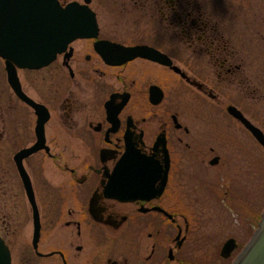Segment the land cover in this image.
Here are the masks:
<instances>
[{
  "label": "flooded vegetation",
  "instance_id": "1",
  "mask_svg": "<svg viewBox=\"0 0 264 264\" xmlns=\"http://www.w3.org/2000/svg\"><path fill=\"white\" fill-rule=\"evenodd\" d=\"M47 1L0 0V51L11 58L0 55V223L9 228L4 213L23 209L33 231L36 208L37 248L31 235L23 259L195 264L186 192L198 183L225 210L248 211L239 219L249 239L261 211L221 183L220 150L233 140L261 144L251 126L264 137V0H54L87 7L96 28L46 65L20 67L14 52ZM115 9L116 18L99 17ZM128 145L144 157L117 172ZM135 168L142 197H113L137 185ZM229 240L235 249L223 259ZM245 243L228 237L218 258L231 262Z\"/></svg>",
  "mask_w": 264,
  "mask_h": 264
},
{
  "label": "rangeland",
  "instance_id": "2",
  "mask_svg": "<svg viewBox=\"0 0 264 264\" xmlns=\"http://www.w3.org/2000/svg\"><path fill=\"white\" fill-rule=\"evenodd\" d=\"M118 10H113V14L107 16L105 10H101L99 17L105 23L110 17L114 18V13H117ZM261 77H264L263 74ZM177 104L182 107V100H177ZM207 145L216 147L217 144ZM221 148L224 164L221 183L229 185L228 180H230L233 184L231 188L234 199L241 201L250 198L249 201H254L256 213L258 214L264 208V150L259 144L250 142L242 144L237 140H233L231 144H221ZM180 156L183 158L189 157L184 154ZM194 172L195 169L191 168L186 173L194 175ZM193 179L196 181L199 179L200 181L198 176ZM189 182H192V180L190 179ZM188 188L191 190V192H186V200L191 205L189 214L192 217L196 216L198 228L195 230V237L197 233L199 234V240L190 245V247L193 246L191 254L188 253L190 259L195 260V264H230V260L222 262L218 258L219 249L228 237L236 238L240 244L248 241L244 224L242 225L239 219V214L247 215L249 214L248 211L241 209L242 206L233 207L231 212L225 210L222 203L216 201V196L208 193L206 186L202 183L189 185ZM4 215L6 216L4 220L9 222L10 227L4 228L0 223V234L3 235L8 244L11 264H26L28 262L29 264L30 262L32 264H50V262L44 260L23 259L30 246L32 235L30 214L23 209H18L15 212H5ZM13 221L16 222L15 228L13 227ZM113 258L119 262L121 260L117 256H113ZM136 262L137 258L134 256L128 264H137Z\"/></svg>",
  "mask_w": 264,
  "mask_h": 264
},
{
  "label": "water",
  "instance_id": "3",
  "mask_svg": "<svg viewBox=\"0 0 264 264\" xmlns=\"http://www.w3.org/2000/svg\"><path fill=\"white\" fill-rule=\"evenodd\" d=\"M44 7H46V11L45 9L42 11L41 18L32 21V31L27 36L28 39L30 38V41L27 40L25 46L21 44L22 49L14 52L20 67L37 69L46 65L55 51L64 49L70 41L85 36L90 29L96 28L94 15L87 7L68 5L65 8H60L55 4L54 0H48L46 5L44 4ZM0 55L6 60L11 59L8 51H0ZM155 61L164 65L169 64V60L156 51ZM251 131L261 143L260 145L264 148V137L262 134L253 126H251ZM35 148L36 147H33L27 150L25 155L35 151ZM141 157L144 156L136 153L128 145L125 154L119 161L117 172H123L124 170L122 168L129 164H139V158ZM19 170L22 174L23 181H25L28 186L27 178L21 166H19ZM131 173L129 179L134 181L137 185L131 190L122 192L121 194L115 192L113 197L121 200H132L142 197L143 188H141L139 184V182H141V178L138 176L139 171L135 168ZM147 181H149V179H147ZM151 181H154V179H151ZM164 181L165 179L160 180L161 188L159 187V190L162 189ZM155 182H157V179H155ZM156 190L157 188L155 191ZM29 192L30 190L28 194ZM33 219L34 233L32 245L34 249H36L39 235V217L36 208H33ZM234 248L235 244L233 240L227 241L221 249V256L224 258L228 257ZM0 264H10L9 251L1 239ZM231 264H264V208L261 212L257 228Z\"/></svg>",
  "mask_w": 264,
  "mask_h": 264
}]
</instances>
